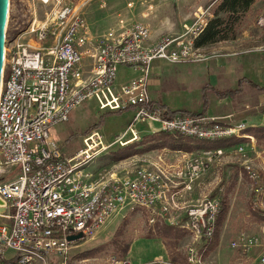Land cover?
Here are the masks:
<instances>
[{"label":"built area","instance_id":"1","mask_svg":"<svg viewBox=\"0 0 264 264\" xmlns=\"http://www.w3.org/2000/svg\"><path fill=\"white\" fill-rule=\"evenodd\" d=\"M38 2L53 5L45 19L39 20L34 12L26 28L20 30L14 22L5 31L0 264H85L89 258L75 259L72 251L96 239L113 215L124 218L137 209L146 214L150 232L161 225L185 230L191 240L185 247L187 262L206 264L203 250L215 234L226 184L220 180L195 200L192 195L204 175L224 164L227 153L241 162L251 191L264 193L262 185L255 184L260 171L244 144L228 152L153 149L95 165L110 147L139 140L137 123H148L151 133L207 141L242 136V125L225 124L208 114L171 116L150 94L156 61L180 64L206 59L196 46L205 20L185 23L182 33L156 39L139 21L120 20L97 33L72 0ZM120 67L131 75L119 79ZM87 101H95L100 110L133 109V116L114 140L107 142L96 127L82 136L83 147L68 153L50 129L68 122L73 110ZM80 233V239H69ZM256 240L242 233L233 246L248 249L258 245ZM98 264L134 262L127 255L108 254ZM253 264H264V252Z\"/></svg>","mask_w":264,"mask_h":264},{"label":"rangeland","instance_id":"2","mask_svg":"<svg viewBox=\"0 0 264 264\" xmlns=\"http://www.w3.org/2000/svg\"><path fill=\"white\" fill-rule=\"evenodd\" d=\"M219 1L220 0H72L75 5L81 7V9L85 11L88 21L92 24V27L97 33L104 31L109 25L123 19L126 22L139 21L148 25L152 33L157 37L162 35H178L182 33L185 23H200L202 22L201 20L204 19L207 24L209 19L214 16L213 11ZM83 3H85V5H82ZM132 3H134V5L129 6ZM200 5L202 7H198ZM252 6L249 9L251 13L248 14V11L245 18L240 23L236 36H241L244 29H249L250 32L261 37L258 41H255L259 43L264 39V0H259L255 8H252ZM52 7L53 5L43 4L38 2V0H10L7 24H14L15 22L20 30L24 29L33 17L34 12L37 18L42 20L46 18L47 14L52 10ZM133 16L136 18H132ZM205 65L204 63H180L158 67V70H155L149 79L152 93L156 96L157 100L166 102L171 108L200 109L203 82H206L208 79L213 82V76L216 74V71H213V75L208 74ZM245 74L256 77V74L250 71V68L247 69ZM132 116L133 109L122 112H113L108 109L100 110L95 101H87L73 110L68 122L51 128L50 133L58 142L65 144L66 152L72 153L83 147L82 136L92 124L103 120L100 125V131L104 135L105 140L110 142L124 131ZM136 129L141 134L139 140L128 146L117 144L110 147L99 156L95 165H106L109 162H117L128 156L153 150L154 148L145 151L138 150L152 143V140H150L151 135H149L150 129L148 123H137ZM156 136L159 137L160 134L158 133ZM129 146H131L130 148H132L133 151L126 153V148H129ZM159 149L163 148L160 147ZM227 154L230 156H225L226 160L224 164L217 170L213 168L212 171H209L203 178L208 180L209 187L215 186L218 182L221 183V181L226 184L225 193L230 202V210L227 223L223 228V236L225 239L222 237V241L227 240L228 242V254H237L238 257L243 258V264H248L249 261L251 262L252 259L264 251V220L257 221L254 219L255 214L264 216V193L257 195L254 191H251L252 182L247 178L245 171L241 169L243 168L242 165H240L241 162L238 158L231 157L230 153ZM250 156L254 159L255 166L260 171L261 176L260 181L255 184H257L256 186L262 185L263 187L261 186V188L263 189L264 146L256 144V149L251 152ZM201 197L200 195L198 198ZM124 220H127V223L124 235L121 238L123 247L136 236L148 234L155 235L160 232L165 237V240H168L172 244L171 248H173L177 254H180V256H183L185 259L187 258L185 247L191 240L186 231L185 233L181 228L171 226V232L167 234L162 232V229L166 226L161 225L156 232H150L146 214L140 211V209H137L135 211H130L124 218L121 215H113L99 231L96 239L87 242L81 246L80 249L78 248L72 251V254L76 257L75 259L89 258V261L85 264H98L100 259L108 254H117L118 256L126 255L121 248H118L114 244L116 230ZM242 233L257 238L256 242L258 245H254L248 249L234 247L233 242L236 241ZM185 236L187 238H184ZM94 248L97 249L96 254L79 256L80 253ZM215 249L216 248L211 251H207V249L203 250L206 264H212L208 262V258ZM93 258L98 259L96 261L93 260ZM186 261L187 259L184 264H188ZM72 264H78V262ZM230 264H232V262Z\"/></svg>","mask_w":264,"mask_h":264},{"label":"crops","instance_id":"3","mask_svg":"<svg viewBox=\"0 0 264 264\" xmlns=\"http://www.w3.org/2000/svg\"><path fill=\"white\" fill-rule=\"evenodd\" d=\"M258 2L259 0H256L252 8H255ZM198 7L202 6L200 5ZM250 13L251 10L248 14ZM92 29L94 30L93 27ZM152 35L154 39L158 38L153 33ZM259 38L261 37L257 34L255 35L253 32H250L249 29H244L241 36L237 35L234 38L218 41L201 47V52L205 54L206 59L197 63L206 64L205 67L207 68L208 74L213 75V71H216V74L213 76V82L209 79L206 80V82H203L202 88L206 84H210L219 89H237L238 87L240 89L235 96H228L225 98H218L211 94L209 96L210 105L207 110L208 115L218 117V119L225 124L243 126L242 136L233 137L245 138V140H242L234 145L221 147L226 152L238 144H244L248 152L251 154V152L256 149V144L260 145L253 135L246 132L252 127L264 125V39H262L259 43L255 42L258 41ZM163 66L165 67L167 64L163 61H156L154 63L153 72L158 70V67ZM248 68L256 74V77H251L245 74ZM128 71L131 73L129 69L120 67L119 79L122 80L129 77L131 74ZM247 78L251 79L253 83H256L260 90L253 84L247 82ZM150 87L151 86L149 85L151 96L157 100ZM163 103L167 104L166 102ZM154 134L156 133H149V135ZM159 148L160 147H154V149ZM200 183L201 187L196 188L194 192L195 194L193 193L192 195L194 199L198 198L204 190H210L212 187H209L208 180L206 178H202ZM227 219L228 215L223 228L227 223ZM223 228L221 230L216 249L212 252V254L209 253L208 262L212 264H230L231 262L232 264H243L242 257H238L237 254L234 255V253L233 255L232 253L228 254V242L227 240L222 241V237L225 239L223 236ZM183 231L185 232V230ZM184 238L187 237L185 236ZM126 255L131 258L134 264H184L185 262L174 260L176 253L171 252L166 244L165 237L160 232L155 235L148 234L134 237L129 243ZM259 256L260 254L252 259L251 262L249 261L248 264H253ZM181 258L184 257L182 256Z\"/></svg>","mask_w":264,"mask_h":264},{"label":"trees","instance_id":"4","mask_svg":"<svg viewBox=\"0 0 264 264\" xmlns=\"http://www.w3.org/2000/svg\"><path fill=\"white\" fill-rule=\"evenodd\" d=\"M255 0H220L219 3L216 5L213 14L214 16L209 19L207 24L203 27L202 31L199 33V35L196 38V46L197 47H203L206 45L213 44L218 41L228 40L231 38H234L237 34L238 27L240 23L243 21V19L246 16V13L249 11L250 7L253 5ZM247 82L253 84L255 87H258L256 83H253L251 79H246ZM260 90V89H259ZM264 90V88H263ZM239 87L237 89H219L217 87H214L210 84H206L202 88V99H201V105L200 109L198 110H191L188 108H171L168 104H165L161 101H158L160 104L164 105L168 108L169 113L171 116H174L176 114L180 113H192L194 115H203L207 114V110L210 105V99L209 96L214 95L218 98H225L228 96H235L237 92H239ZM113 112H122V111H113ZM103 120H100L98 123L92 124L85 133H88L90 130L96 127H100ZM248 134L253 135L256 139L258 144L264 146V125L256 126L248 129L246 131ZM160 134L159 137H157V134ZM156 135H151L150 140H152L151 144L146 145L145 147H142L138 150H148L150 148L154 147H168L171 149H182L185 151H194L197 149H217L221 147H227L230 145H234L239 143L242 140H245V138H238V137H231L228 139H219L215 141H207L203 139H196L191 137H185L183 135L179 134H171L168 132H158ZM157 139V140H156ZM133 146V145H131ZM126 148V153L132 152L133 149ZM230 209V202L228 199V196L225 195L223 198V205L221 212L219 214V217L217 219V226L216 231L213 236V238L209 241V243L206 244L207 251H211L218 245L219 237L221 230L223 228L224 222L226 221L228 212ZM254 219L257 221L264 220V216L261 215H254ZM127 220H124L117 228L115 233V239L114 244L121 248L123 252H127L129 248V243H127L124 247L121 243V238L124 235L125 232V226H126ZM172 227L166 226L162 229V232L164 233H170ZM161 231V230H159ZM178 238V237H177ZM166 244L168 248L171 250L172 253L175 252L173 248H171L172 244L166 240ZM97 253V249H90L87 251H84L79 254V256L82 255H93ZM176 253V252H175ZM175 261L184 262V258H181L180 254L174 256Z\"/></svg>","mask_w":264,"mask_h":264},{"label":"water","instance_id":"5","mask_svg":"<svg viewBox=\"0 0 264 264\" xmlns=\"http://www.w3.org/2000/svg\"><path fill=\"white\" fill-rule=\"evenodd\" d=\"M9 3L10 0H0V88L2 81V71L4 63V53H5V39H6V26L9 13ZM0 203L2 201L0 200ZM82 234L72 235L69 237L70 240L80 239Z\"/></svg>","mask_w":264,"mask_h":264}]
</instances>
